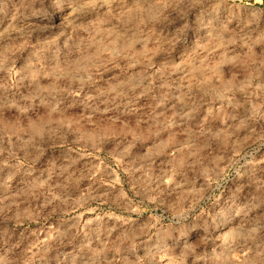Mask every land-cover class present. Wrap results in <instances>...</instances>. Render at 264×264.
I'll return each instance as SVG.
<instances>
[{"label": "clouds", "instance_id": "obj_1", "mask_svg": "<svg viewBox=\"0 0 264 264\" xmlns=\"http://www.w3.org/2000/svg\"><path fill=\"white\" fill-rule=\"evenodd\" d=\"M0 264H264V0H0Z\"/></svg>", "mask_w": 264, "mask_h": 264}]
</instances>
